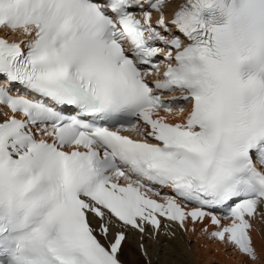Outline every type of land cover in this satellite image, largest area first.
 Wrapping results in <instances>:
<instances>
[{
    "label": "bare ground",
    "instance_id": "1",
    "mask_svg": "<svg viewBox=\"0 0 264 264\" xmlns=\"http://www.w3.org/2000/svg\"><path fill=\"white\" fill-rule=\"evenodd\" d=\"M254 225L253 244L258 257L252 261L236 254L224 240L203 235L195 225H184L185 233L170 227L172 235L157 232L154 239L143 238L142 252L137 235L129 230L117 255L123 264H264V217L261 215Z\"/></svg>",
    "mask_w": 264,
    "mask_h": 264
},
{
    "label": "rangeland",
    "instance_id": "2",
    "mask_svg": "<svg viewBox=\"0 0 264 264\" xmlns=\"http://www.w3.org/2000/svg\"><path fill=\"white\" fill-rule=\"evenodd\" d=\"M192 242H193V241H191V243H190V244H192ZM216 264H217V263H216Z\"/></svg>",
    "mask_w": 264,
    "mask_h": 264
}]
</instances>
